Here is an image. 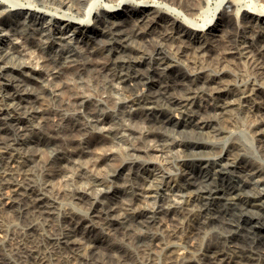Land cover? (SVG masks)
I'll list each match as a JSON object with an SVG mask.
<instances>
[{
    "label": "bare ground",
    "instance_id": "1",
    "mask_svg": "<svg viewBox=\"0 0 264 264\" xmlns=\"http://www.w3.org/2000/svg\"><path fill=\"white\" fill-rule=\"evenodd\" d=\"M44 1L57 4L56 11L66 8L52 14L56 20L48 26L44 15H34L45 10L0 0V6H9L8 12L0 10V24L7 23V14L33 17L29 23H9L22 39L0 46V215L12 211L25 221L24 230L11 237H19L13 242L17 261L0 254V264H31L29 259L34 264H153L157 254L159 264H264V162L249 156L237 140L216 142L247 115L264 156V0L259 6L221 0L204 19L197 15L202 0ZM227 2L239 14L236 24ZM69 32L82 34L92 49L86 53L61 43ZM44 36L50 39L40 45ZM57 44L62 54H54ZM73 61L78 65L74 79L87 74L102 81L105 95H122L117 102L133 109L123 114L131 122L112 121L90 140V150L63 149L81 140L64 145L56 137H37L36 145L55 147L53 157L43 160L22 147L27 122L36 119L37 125L29 126L46 133L50 127L73 134L88 130L89 121L77 112L73 120L65 107L84 105L90 120L97 114L76 80L63 77L64 65ZM245 68L251 69L248 76ZM64 90L69 96L60 99ZM52 98L60 108L50 104ZM116 143L127 146L118 152L112 149ZM140 154L158 160L132 159L123 187L109 192L111 178L126 167L123 158ZM82 160L89 165L76 166ZM32 163H39L42 182L33 178ZM65 168H73L72 180L85 184L50 194L53 174ZM116 191L120 196L111 197ZM162 193L167 196L153 210L135 206ZM66 198L87 211L62 205ZM137 219L145 230L136 250H125L112 235Z\"/></svg>",
    "mask_w": 264,
    "mask_h": 264
},
{
    "label": "rangeland",
    "instance_id": "2",
    "mask_svg": "<svg viewBox=\"0 0 264 264\" xmlns=\"http://www.w3.org/2000/svg\"><path fill=\"white\" fill-rule=\"evenodd\" d=\"M16 3H27L26 5H29V3H32V6H35L37 9H41V10H45V14L35 11L34 15L39 16V15H44L47 19L46 22L43 23V25L48 26L50 22H52V20H56L55 18H53V15L55 12H63L64 7L65 6H61V10L62 11H56L55 9H53V6H57V4L55 3H51V2H47L44 0H15ZM221 0H202V4L201 7L199 8V10L197 11V15L198 18L204 19L207 16H210L216 5L220 2ZM226 0H223L222 3H224ZM234 2L236 3V5L240 4L242 6H247L248 4L251 5H256L259 6L261 0H234ZM24 4V5H25ZM36 4V5H34ZM48 4V5H46ZM19 5V4H18ZM46 5V6H43ZM50 5V6H49ZM226 6L228 7V10H231V8L234 12V15L232 16V22L234 24L238 23L240 21V17L239 14L237 15V11H236V7L235 5H231L229 2L226 3ZM137 7L136 5L133 6H128V8H135ZM6 9V12H8L9 10V6H0V10L1 9ZM12 11V10H10ZM56 13L57 15H60ZM9 16V17H8ZM33 16V15H32ZM33 18V17H32ZM29 12L26 14H22V13H18V14H7V18L5 17V20H7V23L4 24H0V46H10L12 44V42L16 41L17 39L20 40L22 39V37H18V34L13 33L14 30H10L9 28V23L16 21H19L20 24H24V23H29L32 20ZM197 22H200L201 20L198 19L196 20ZM18 22V23H19ZM56 27L58 30H63L64 29V25L63 22H56ZM17 28L21 29L23 32L25 33H29L31 32L28 28L18 25ZM260 28L264 30V21L260 22ZM56 29V30H57ZM72 32H69V34H67V36L65 37V40H62L61 43L63 44H67L69 46H74L76 48H78L80 51L82 52H86L89 51L90 49H92L91 47L93 46L91 43H86L83 38H82V34H76V35H72ZM220 33V31L218 32ZM33 35V34H32ZM70 35V36H69ZM93 38L98 42V44H100V35L98 34H92ZM45 37V38H44ZM42 37L43 40L38 41L40 45H44L46 44V42L50 39H48L47 36ZM68 37V38H67ZM48 39V40H47ZM46 40V41H44ZM57 40V39H56ZM58 41V40H57ZM60 42V40H59ZM56 47V46H55ZM55 55H58L59 53H61L60 51V45L57 44V47L54 48ZM87 53V52H86ZM90 57L93 59V61L97 62L100 58L97 55H90ZM77 64L76 62H67L64 65L63 68V77H65L68 81L73 82L74 80H76V83L78 84V88L82 89L84 91V93L86 94L85 96L89 98L90 102L88 103L89 106L94 107V109L96 110L97 114L96 117H94V120H90L88 119V117L86 116L85 112H84V105H77L76 107L69 105L68 107H65L63 110L64 112L71 116L72 119L74 120L76 117L75 113H80L82 114L81 119L83 121L88 120L89 121V129L83 132H75L73 134H69L67 131L65 130H60L59 133L52 131V129L49 127L48 130L49 132L46 133L45 129H41V131L37 128V127H30L29 123L32 122L34 125H37V120L34 119L30 122H27L26 124H28L27 128H24L22 130L23 134L22 136H24L26 138V143L22 144V147L24 150H26L27 152H33L36 151L39 153V155H41V158L44 159H48V158H52L54 155V151H55V147L54 145H47L45 148L41 145H36L34 139L37 137H40L42 135L46 136L48 139H51L53 137L58 138L59 141H61L60 143L66 145V141L70 140V139H76V140H81L80 145L77 146H67L65 148H63L64 150H69L72 149L74 151H78L81 147L82 149L85 150H90L89 148V143L91 139H94L98 136H100L102 134V132L104 131V128L108 125L111 124L112 121H117L120 118L125 120V122H131L129 119H127L123 114L125 111H127L128 113H132L133 109L130 108L129 106L127 107H121V105L117 102V100L119 98L122 97V95L119 94V92L114 91L111 95H105L106 92L104 91L103 88V83L101 80H97L96 78L93 77H88V75L86 74L83 78H78L76 77V79H74L75 76L74 73L76 74V72H78V68H77ZM251 72V69H243V76H248ZM12 76L14 77H19L20 75L16 72H9ZM33 86V87H32ZM34 85H31V87L29 88L30 90H34ZM104 91V92H103ZM67 94V90L62 91L61 95H59L60 99H67V97L69 95ZM53 101H51V105L53 107L56 108H60L59 103H58V99H51ZM94 105H90L92 104ZM17 103H15L14 105H12V107H17ZM75 117V118H73ZM107 117L109 120H102V118ZM252 118L247 116V115H240L238 117V120L236 122V125L233 126L231 128V132L229 133L227 138H223V139H216V142L219 144H222L223 142H225L227 139H234L239 141L244 148V151L251 156L252 158H254L255 160L257 159L258 162L262 163L264 162V156L259 152V150L256 147V142L255 139L253 138V136L251 135V132L249 130V124L252 122ZM180 129H182V127H180ZM189 129V128H186ZM45 130V131H44ZM44 131V132H43ZM187 135V134H186ZM212 138V137H211ZM188 139H193L190 135L188 136ZM126 144L124 143H116L115 145L112 146V149H114L115 151H124L126 148ZM96 151L99 153L100 149H96ZM215 157V156H213ZM132 159H137L138 161H142V160H154L157 161L158 158L154 155H150V156H145V155H138V156H126L123 158L122 160V165L129 164L131 162ZM76 166H84L87 167L89 165V161L86 160H82V162H77L76 161ZM31 170L33 173V178L37 181V182H42L44 180V176L41 172L40 169V165L39 163H32L31 164ZM124 167L123 169H119L118 171V175L115 178H111V181L108 183L109 185H107L105 188L107 190H109V192H112L115 188L119 189L123 187V180L124 177L128 174V172L130 171V167ZM74 174V169L73 168H65V170L63 172L60 173H55L53 174V178L50 180V187H49V193L50 194H54L57 190L64 188V189H71V188H75L78 187L82 184H85V180H81L79 182H75L74 180H72V176ZM122 174V175H121ZM117 178V179H116ZM98 190V188L96 189ZM120 192L116 191V194H111V197H119L120 196ZM167 196V193H162L160 197L158 196H150L148 197L146 200L143 201H138V203L135 206H146L148 207V209L153 210L155 209L159 204L163 203V199ZM105 198V199H104ZM102 202L107 201L106 197H101ZM60 203L62 205H71L76 211L80 212V213H85L87 211V209L84 206L78 205L76 204L74 201L70 200V199H60ZM5 212V211H4ZM25 227V221L19 217H17L12 211H6L4 213V217L2 218V215H0V232L2 237H8L7 240H3L2 237H0V254L4 255L6 257H9L10 259H12L13 261H17V253H16V249L13 246V242L16 241V239H18L19 237L15 238V239H11V237H15V230H19V232H21L22 230H24ZM128 233L127 237L123 236V232ZM145 230L144 225L141 224L140 220H127L126 223L124 225H122L121 227V233H116L117 235H112V240L122 246V248H124L125 250H133L135 251L137 248V240H139L141 238V235L143 234ZM45 232V231H43ZM100 236V233L99 235ZM104 248V249H103ZM103 249V250H102ZM100 250H102L104 253L108 250L106 249L104 246L100 247ZM101 251V252H102ZM102 252V253H103ZM108 253V252H106ZM161 260V256L159 254L156 255V257L153 260V264H159ZM29 263L34 264V261L32 259L28 260Z\"/></svg>",
    "mask_w": 264,
    "mask_h": 264
}]
</instances>
